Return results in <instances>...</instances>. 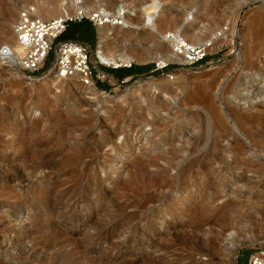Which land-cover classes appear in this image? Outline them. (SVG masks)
<instances>
[{
  "label": "rangeland",
  "instance_id": "374dc122",
  "mask_svg": "<svg viewBox=\"0 0 264 264\" xmlns=\"http://www.w3.org/2000/svg\"><path fill=\"white\" fill-rule=\"evenodd\" d=\"M101 1L136 18L153 0ZM157 1L153 32L111 30L141 35L131 64L156 69L95 100L0 63V264H247L264 245V0ZM23 4L0 0V33ZM168 34L218 50L164 71Z\"/></svg>",
  "mask_w": 264,
  "mask_h": 264
},
{
  "label": "bare ground",
  "instance_id": "6f19581e",
  "mask_svg": "<svg viewBox=\"0 0 264 264\" xmlns=\"http://www.w3.org/2000/svg\"><path fill=\"white\" fill-rule=\"evenodd\" d=\"M23 3L24 4L22 5V7L18 8L19 10L27 9V7H29L28 5H30V3H33V5L35 6V9L33 7L32 8L35 11V15L38 18H40V19L48 20V21L52 20V19L63 17L65 15L71 17V16H74V15H77L79 11H81V12H83L85 14H88V15H92V16L95 15V14L97 16H99L101 18V20H102V23L99 25L100 26L99 27L100 38H99V46H98V48L96 50V60L98 62H100L101 64L114 65L116 67H119L122 64H128L129 65L132 62H137V63L138 62H142V61H145L146 58L143 55H141L140 50H139L140 49V45H143V41H141V40H143V38H141V35H139V37L135 38V41H132V40H134V39H132L133 34H131L130 32L127 33V32H124L122 30L123 32L120 31V32H116V33H111V30H113L114 25L115 26L116 25H121L126 20H130V21H132V23L135 22V24L137 23L138 25H146V28L149 29L151 32H153L155 30L154 22H155V19H156L157 10L159 8V2L157 0L146 2L141 7L142 11L140 13L136 14V18H133V16L128 15L125 12H123V9L126 7V5L124 3H120V4H116L115 5L114 2L111 3V2L107 1V3L104 5L103 1H101V0H98V1L97 0L93 1L92 0V3H86V2L85 3H81V2H78L76 0H23ZM12 16H14V15H13V12L10 10L9 16H6V17H8L7 20H6V23L3 26V29H1L0 39L3 40L4 42H0V63L6 64L7 65L6 67L10 68V70H14L18 74V73H21V71H20L21 70L20 58H21V56L23 54V51H22V48L20 47V45H19V43L17 41V37L15 35L13 21H11V17ZM111 18H113L114 21L117 20V19L118 20H117V22H114L115 24H113V21L111 20ZM120 20H122V21H120ZM130 21H128V22H130ZM195 31H197V30H195ZM206 35L207 34H204L203 36L200 35V34H194L193 35L192 31L187 30V36L189 37V39H190L192 44L195 43L196 41L205 40ZM163 38H164V40L166 39V41H167V44H165L166 50L162 51L163 55H161L160 57H159V55H156L155 57H153L152 58L153 61L155 60V61H157V62H159L160 64H163V65H165L166 61H169V62L170 61H175V62H178V63H181V64L186 63L187 58H186L185 54H179V52L175 50V46L177 44V41H178L179 37L177 35L168 34L166 37H163ZM151 42H152V44L155 47L161 46V44L158 43V42H155V41H151ZM205 42H204V44H205ZM109 44H112L114 49H113V51L106 52L104 47L109 45ZM187 45L189 46L188 43H187ZM218 45L219 44L217 42H214L212 44L213 47L210 50L217 51L218 50ZM143 47H144V45H143ZM192 47H194V46H192ZM108 49H109V47H108ZM13 68H15V69H13ZM42 80H45L47 83L49 82V83H52V84H54L56 86L57 85H64L68 81H71L79 89L83 90L86 94L90 95L88 97V99H92V100L97 99L98 94L100 93L98 90L86 87L79 80L78 77L62 78L59 75H57L56 72L53 71V70H49L46 73H44L42 75ZM110 101H112V100H110ZM213 158L217 159L216 156H213ZM219 159H220V157H219ZM15 164H14V166H15ZM16 166H17V164H16ZM11 168H13V167H11ZM18 168H20V167H18ZM16 169H17V167H16ZM10 171L14 172V170L12 171V169H10ZM19 173L20 172H18V174ZM15 174H16V172H15ZM243 186H244V184H243ZM22 194H23V191H22ZM16 239H18V238H16ZM15 242H17V240H15ZM24 248H27V247H24ZM59 250L60 249H58V251ZM30 251H32V249ZM55 251L56 250H54L53 252H55ZM61 251L62 250H60L59 252H61ZM75 251H78V250H75ZM50 252H51V250H50ZM57 254H59V253H57ZM60 255H62V254L60 253ZM62 256H64V255H62ZM71 257H73V256H71ZM64 258L66 259V257H64ZM58 259L60 260L61 257L58 258ZM91 259H89V260H91ZM69 260L70 259H68V261ZM72 261H73V259H72ZM146 261H147V259H146ZM82 264H83V262H82Z\"/></svg>",
  "mask_w": 264,
  "mask_h": 264
},
{
  "label": "built area",
  "instance_id": "2783aa9c",
  "mask_svg": "<svg viewBox=\"0 0 264 264\" xmlns=\"http://www.w3.org/2000/svg\"><path fill=\"white\" fill-rule=\"evenodd\" d=\"M83 19L90 20L95 27L102 23L101 18L96 14L92 16L81 11L71 17L65 15L48 21L38 18L30 6L22 10L14 24V31L23 51L20 64L25 77L33 80L41 77L45 72L53 70L62 78L78 77L86 87L106 94L107 89L101 88L99 84L110 82L109 76L99 68L103 64L98 61L93 64L92 48L78 40L56 43L66 31L69 23L81 22ZM211 48V43L194 47L188 46L186 41L180 37L175 46V50L179 54H185L186 63L189 66L206 60ZM52 52H54V58L51 60V68H46ZM131 66V63L124 65L127 68ZM165 67L166 65H162L160 68ZM124 82L122 81V83ZM252 251L247 264H264V245L255 246Z\"/></svg>",
  "mask_w": 264,
  "mask_h": 264
},
{
  "label": "trees",
  "instance_id": "16d2710c",
  "mask_svg": "<svg viewBox=\"0 0 264 264\" xmlns=\"http://www.w3.org/2000/svg\"><path fill=\"white\" fill-rule=\"evenodd\" d=\"M68 32H71V37H66V38H64L63 41H66V40H78V41H81V42H85L91 48H94L95 43H96V27L93 25V23L90 20L83 19L81 22H71V23H69L68 26H67L66 31L60 37L64 36ZM90 41H92V43ZM174 67L175 66H173V65H168V66H166L163 69H164V71H168V70H171ZM149 68L156 69L155 65L153 64V65L141 66V67H138L137 65H132L130 68L121 67V68H117V69H111V71H112V74L116 78L119 77V78H121V80H123V75H125V74H128L127 77L134 78V77H137L139 75L145 74V71L147 69H149ZM124 69H128L129 71L127 73H124L123 72ZM156 72H160V71L156 70Z\"/></svg>",
  "mask_w": 264,
  "mask_h": 264
},
{
  "label": "crops",
  "instance_id": "0c3cea01",
  "mask_svg": "<svg viewBox=\"0 0 264 264\" xmlns=\"http://www.w3.org/2000/svg\"><path fill=\"white\" fill-rule=\"evenodd\" d=\"M103 72H105L108 76H109V80L110 82H106V83H100L99 85L104 88V89H107V90H110V86L112 85V82L115 81L116 83L117 82H121V81H125L127 79H130L132 77H127L128 74H125L123 75V80H121V78H116L113 74H112V71L111 69L107 68V67H103V66H100L99 67ZM129 70L128 69H124L123 72L124 73H127ZM123 73V74H124ZM122 74V73H121Z\"/></svg>",
  "mask_w": 264,
  "mask_h": 264
}]
</instances>
